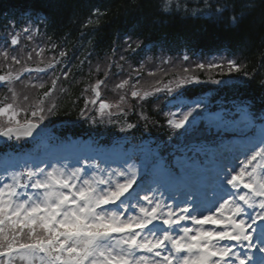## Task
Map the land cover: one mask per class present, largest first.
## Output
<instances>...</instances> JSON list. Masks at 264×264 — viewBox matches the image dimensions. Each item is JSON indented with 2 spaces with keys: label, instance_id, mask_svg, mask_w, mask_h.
<instances>
[{
  "label": "snow or ice",
  "instance_id": "obj_1",
  "mask_svg": "<svg viewBox=\"0 0 264 264\" xmlns=\"http://www.w3.org/2000/svg\"><path fill=\"white\" fill-rule=\"evenodd\" d=\"M164 6L167 8L168 0ZM237 22L233 17L232 23ZM92 23L89 19L88 24ZM23 31L30 30L25 27ZM18 43L13 36L11 45ZM43 52L40 49L35 54L41 57ZM65 55L60 52L61 57ZM0 57L11 59L14 65L22 62L8 51L0 52ZM27 60H32V53ZM43 63L41 59L35 68L24 65L15 75L10 70L0 75V84L11 85L25 72H44L46 68L39 66ZM47 67L54 64L50 61ZM195 67L221 74L225 67L228 74L242 69L235 60L226 65L212 60ZM183 72L186 75L176 81V88L202 82L194 70L184 68ZM209 82L221 83L211 75ZM104 83L97 80L84 90L85 94L91 92L84 101L85 111L88 105L98 104L100 116H111L110 109L121 108L124 95L115 105L100 100ZM51 84L28 108L18 105L17 93L8 88L11 102L0 101V137L19 141L32 136L44 113L51 114L57 107L47 104L56 80ZM127 84L122 81L116 88L123 90ZM31 87L43 88L44 84ZM161 91L172 93L174 89L170 84L154 88V92ZM154 92L141 93L133 85L131 96L144 100ZM28 99L25 95L24 100ZM201 107L197 103L180 118L169 119V126L183 129ZM22 112H30V117L25 115L22 121ZM241 156L234 164L219 167L206 183L197 180L188 185L179 202L175 195L168 197L172 203L166 202L158 187L145 190L138 184V170L133 165L100 168L51 163L12 172L0 183V264H264V128L243 146ZM89 167L95 169L91 175ZM253 249L261 255L253 256Z\"/></svg>",
  "mask_w": 264,
  "mask_h": 264
},
{
  "label": "trees",
  "instance_id": "obj_2",
  "mask_svg": "<svg viewBox=\"0 0 264 264\" xmlns=\"http://www.w3.org/2000/svg\"><path fill=\"white\" fill-rule=\"evenodd\" d=\"M183 1L175 5L178 0H168V9L164 6L166 0H0V32L27 11L32 18L43 21L40 26L54 49L66 53L68 74L64 89L57 95L51 122H69L62 132L74 138H86L103 127L111 143L132 141L139 139L143 131H153L149 123H158L157 111L145 105L137 108L148 112L143 110L141 116L122 112L125 119L115 126L103 125L92 111H83L85 99L91 96L82 89L89 86L91 79L93 69L89 64L109 55L115 46L125 48V39L152 49L155 55L159 51L168 55L186 51L192 57L218 53L236 57L242 65L241 72L230 73L235 82L222 89L226 92L222 96L242 97L264 106V0H212L208 9L214 15L194 13L201 9L200 1L196 2L198 6L182 8ZM220 6H225L224 10L216 11ZM233 17L238 20L235 24ZM89 19L92 24H88ZM160 73L163 76L167 71ZM146 79L148 75L144 74L143 82ZM143 82L135 87H141ZM137 108L133 111L137 112ZM128 124L134 127L128 128Z\"/></svg>",
  "mask_w": 264,
  "mask_h": 264
},
{
  "label": "rangeland",
  "instance_id": "obj_3",
  "mask_svg": "<svg viewBox=\"0 0 264 264\" xmlns=\"http://www.w3.org/2000/svg\"><path fill=\"white\" fill-rule=\"evenodd\" d=\"M188 1H191V2H188ZM197 1H200L202 3V5H206L212 0H187V1L184 0L182 2V4L180 5V7H182V8H185V7H188V6L191 7L194 4H196L194 6H198L197 5L198 3H196ZM180 2H181V0H178V2H174V4L175 5H177V4L179 5ZM223 3H224V1L222 2V4ZM224 7L222 8V6H220V10L221 11L224 10ZM167 8L170 9V7H168V6H167ZM228 10H230V9H228ZM209 11L210 10L208 8H207L206 11H203L200 8H197V10L194 13H201L202 14V13H209ZM216 11H219V9H216ZM209 14H215V12L211 11ZM9 35L11 36V39H12L13 38V33H10ZM15 37H17V39L19 40V43L17 45H15V46H12L11 45V39H10L8 43L0 44V52L8 51L9 54H10V57H11V55H17L18 58H21L22 62H21L20 65H14V64H12L11 59L5 61L2 57H0V70H2V72L4 74H6L8 71L11 70L13 72V74L15 75L17 72H19L22 69V67L24 65H27L28 67L35 68L38 65V63H39V61L41 59H43L44 63L40 64L39 65L40 67L46 66L51 61V57H47V56L37 57L36 54H35L40 49H44L39 44L35 43L38 40L39 36L35 35L34 33H30V34H16ZM21 38H24L25 43H28V44H21L20 43V39ZM28 53H32V60H27V54ZM212 60H215V61L220 62V63H224L225 65H226V63L228 61V59H225L223 57H212V58L205 59L204 61L195 60V61H191V62H188V63L179 62L176 65L170 63L168 65H164V67H166V70L168 72L166 75H168L171 72L177 71L180 74L181 77L186 75L183 72V69L184 68H190V69L194 70L195 75L198 76L199 79L203 83H211V82H209V76L210 75H211V77L213 79L220 80L221 82H228V81L235 80L234 77L233 78L230 77V74L227 73V67H225V69H224V73L225 74H221L219 70H213L212 73H208L207 71L201 72L198 69H196V67H195V65L197 63H205L207 61H212ZM110 62L111 61H108V64L99 62V64L95 66V69L97 70L99 68V70H100L99 72L103 73V75H106V73L111 72V65L109 64ZM161 70H162V67H157V68H154L152 71H148V73H147L148 75H149L150 72L155 74V75H152V78H151V80L154 82L153 86H155V87H158L162 83L163 78L161 77L162 76V74L160 73ZM62 76H64V74ZM30 78H31V76L26 78L25 80H21L20 79L18 81H14L11 85L2 84L0 86V101L11 102L12 93L8 91V88L12 87L13 90L17 93V103H18V105H21V106H23L25 108H28L30 105H32L35 102H37L38 101V97L40 95L41 88H33V87H31V85L32 84H41V83H43L44 86H47L53 80V77H47L46 81H35V80H31ZM125 80H127V81L130 80V78H128V76H126V74H125V77L122 80L115 82L113 84V86L116 87L117 84H119V83H121L122 81H125ZM150 82H151L150 79H147V82H146L145 87H144L143 90H147L152 85V83L150 84ZM128 86H129V84H127L125 86V88L122 90V92L126 91ZM136 89L139 90V91H142L140 88H136ZM25 95H27L28 98H29L27 101L24 100V96ZM127 95L128 94H125V97H127ZM129 96H131V95H129ZM114 97H115L114 98V102H112V104L115 105V104L120 103V98L117 100V96L115 95ZM54 100H55L54 97H50V99L47 101V104H53ZM138 106L141 108V104H139ZM121 107L123 109L124 108L127 109L125 112H129V111H131L133 109V108L131 109V107H132L131 104L127 103L126 101H124V103L121 105ZM96 108H94V111H96ZM87 109L90 110L89 108H87ZM180 114L181 113H178V115H176L174 117V119L177 116H178V118H180ZM25 115H28L30 117V112H22L21 116L19 118L23 121ZM48 116H49V113L45 112L44 113V120H43V122L41 124H45L47 122ZM44 121H46V122H44ZM205 121H206V123L208 125H212L213 127H222V124H220L217 121H214V119L213 120L206 119ZM185 127H186V125H185ZM231 127H233V126H228V127H225V128L222 127V128L224 130H228ZM21 143H23V140L21 141ZM42 143H43V145H46L45 148H42L39 152H32V153L29 154L31 157H38V156L45 157L46 161L44 163H42L40 165H36V166L44 167L46 164H51V163H58V164H61V165L62 164H67V165H69V167L78 166V165L79 166H83L84 164L97 165L96 161L99 160L97 158L95 160L93 159V161H86L83 164H76L75 162H61V161L53 162L51 160V155L54 154V152L59 147H62V148L67 147L68 148L72 144H70L69 142L68 143H64V144H60V145L48 144L47 142H42ZM172 146H173V148H176L177 145L172 142ZM51 147H52V150H54L53 152L51 150ZM54 147H56V148L53 149ZM84 149L88 150V154H89V151H92L91 149H86V148H84ZM110 155H111V157L113 159V162L110 163L113 166V168H126L127 165H125V163L130 162V160H131L130 154H124V156L122 158H117V156L115 154H110ZM30 156H27L25 158L22 156L18 160H16V157L10 158L8 160H2V161H0V167L5 168V165L7 163H9V162L14 163V161L15 162L21 161L23 166H28L26 164V161H27V158L30 157ZM118 160H120L119 163H115ZM142 163L143 162L139 163V166L138 165H133V166L138 170V168L140 167V165ZM104 164H106V163H103L101 165H104ZM218 164H219L220 167L223 166L222 163H218ZM229 164H233V158L230 159V163ZM159 165H160L159 163L155 164L154 169L158 168ZM31 167H34V166H31ZM180 169L183 171V173H185L187 175L186 177H188L189 180H191L192 182L195 181L196 174L198 172L199 173L202 172L201 171L202 169H200V166L199 165H194L193 163L187 164V165L181 164ZM87 171H88V174L91 175V173L93 171H95V169L92 168V167H89L87 169ZM10 173L11 172H8L5 175H0V183L6 181L9 178V174ZM138 175H139V171H138ZM138 175H137V177H138ZM157 195H159V192H157ZM170 196L171 195L164 196V199L168 203H172V200L168 199V197H170ZM177 197H178V201H179V197L180 196L177 195Z\"/></svg>",
  "mask_w": 264,
  "mask_h": 264
}]
</instances>
